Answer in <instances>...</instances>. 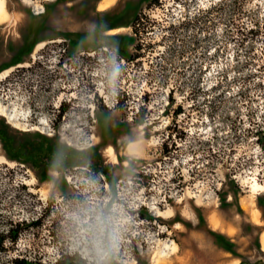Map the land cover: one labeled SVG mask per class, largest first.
<instances>
[{"label": "rangeland", "instance_id": "374dc122", "mask_svg": "<svg viewBox=\"0 0 264 264\" xmlns=\"http://www.w3.org/2000/svg\"><path fill=\"white\" fill-rule=\"evenodd\" d=\"M100 1L4 0L0 232L37 223L0 264H99L70 219L94 208L119 221L107 264H264V0Z\"/></svg>", "mask_w": 264, "mask_h": 264}, {"label": "clouds", "instance_id": "9594fccd", "mask_svg": "<svg viewBox=\"0 0 264 264\" xmlns=\"http://www.w3.org/2000/svg\"><path fill=\"white\" fill-rule=\"evenodd\" d=\"M70 219L80 240L92 246L99 257V264H107L109 252L118 246V219L105 216L99 208L89 209L87 214L76 211Z\"/></svg>", "mask_w": 264, "mask_h": 264}, {"label": "trees", "instance_id": "16d2710c", "mask_svg": "<svg viewBox=\"0 0 264 264\" xmlns=\"http://www.w3.org/2000/svg\"><path fill=\"white\" fill-rule=\"evenodd\" d=\"M148 1L150 4H152V3L159 4V0H148ZM236 3H237V0L231 1V4L234 6L236 5ZM137 18L138 17H136L135 19H137ZM135 25H136V21L134 20L133 22H131V26L133 27L134 32L137 31ZM249 32L254 33V32H256V30L253 28H250ZM123 38L125 39V41L122 45V48L125 51V49H127V46L129 44L128 41H130V38L127 36H123ZM119 55H121V54H119ZM123 55L124 54H122L121 56L124 57ZM130 58H131V56L128 59H130ZM174 112L178 113L179 108H176V110H174ZM143 119L144 118H141L140 121L142 122ZM35 223H37V222H34V221L33 222H25V220L18 221L16 223L10 222V226L7 228V232L6 233L0 232V250L5 249L4 239L6 237H9L12 241H16L18 236L21 234L22 231L29 228L30 226H32ZM213 234L215 235V239L217 241H218V239H221V240L226 239V241H228L227 238L220 233L213 232ZM230 245H232V244H230L229 242H226V244L224 246L227 249H229ZM2 264H42V263L38 260H32V259L28 258L27 256L22 255V256H14V257L6 260V263L4 262ZM51 264H96V263L93 261L86 260L85 258L81 257L80 254L77 252L71 253V252L65 251V252H61L59 254V256L55 259V261Z\"/></svg>", "mask_w": 264, "mask_h": 264}, {"label": "bare ground", "instance_id": "6f19581e", "mask_svg": "<svg viewBox=\"0 0 264 264\" xmlns=\"http://www.w3.org/2000/svg\"><path fill=\"white\" fill-rule=\"evenodd\" d=\"M109 3H111V0L105 2L104 3H99V8H102V7H105L107 6ZM6 17V11H5V8H4V0H0V21ZM40 45V44H39ZM41 46V45H40ZM2 76V74H1ZM0 110L1 112L5 111V107L4 105H2L0 103ZM2 112V113H3ZM11 116V115H9ZM14 116V115H13ZM16 117V116H15ZM42 122V121H41ZM172 244V245H171ZM263 246H264V241H263ZM161 248V247H160ZM166 248H168L169 250L174 249V251H176L177 249V245L176 244H173L172 242L171 243H164V248L162 250H160V253L161 254H165L167 253L169 250H165ZM193 254V253H192ZM161 257V255H160ZM222 258V254L219 252V251H216L212 248L210 249H205L203 252H202V255H201V258L199 259H193V256L190 255V253H187L185 256H184V259L181 260L182 263L180 264H220V260ZM164 259V258H163ZM161 260V259H159ZM180 261V262H181ZM159 262V261H158ZM166 262V261H164ZM230 264H237V261H233L231 262Z\"/></svg>", "mask_w": 264, "mask_h": 264}, {"label": "crops", "instance_id": "0c3cea01", "mask_svg": "<svg viewBox=\"0 0 264 264\" xmlns=\"http://www.w3.org/2000/svg\"><path fill=\"white\" fill-rule=\"evenodd\" d=\"M104 1L107 2V1H109V0H101L100 3H102V2L104 3ZM109 4H110V3H109ZM109 4H108V5H109ZM108 5H107V6H108ZM107 6H105V7H107ZM105 7H102V8H100V9H103V8H105ZM98 8H99V6H98ZM262 233H263V236H262V234H261V236H262V238H261V239H262V240H261V242H262L261 245H262V249H264V246H263V241H264V231H263ZM222 259H223V254H222V258H221V260H220V264H221L222 262H223V264H230V263L233 262V261H237V263H238V259H237V258H233V259L228 260V261H226V262H224Z\"/></svg>", "mask_w": 264, "mask_h": 264}, {"label": "built area", "instance_id": "2783aa9c", "mask_svg": "<svg viewBox=\"0 0 264 264\" xmlns=\"http://www.w3.org/2000/svg\"><path fill=\"white\" fill-rule=\"evenodd\" d=\"M39 12V11H38Z\"/></svg>", "mask_w": 264, "mask_h": 264}]
</instances>
